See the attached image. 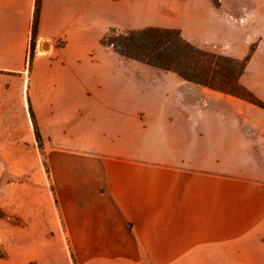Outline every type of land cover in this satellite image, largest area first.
<instances>
[{
    "label": "crops",
    "instance_id": "0c3cea01",
    "mask_svg": "<svg viewBox=\"0 0 264 264\" xmlns=\"http://www.w3.org/2000/svg\"><path fill=\"white\" fill-rule=\"evenodd\" d=\"M111 3L42 0L30 63L35 0H0V159L43 155L55 198L25 200L27 212L2 209L26 220L28 234H69L75 253L96 243L99 258L118 263L175 264L257 229L264 183L191 167L207 157L195 145L205 108L181 102L197 88L143 72L132 101L130 61L90 53ZM155 78L173 82L178 101L158 100L146 86Z\"/></svg>",
    "mask_w": 264,
    "mask_h": 264
},
{
    "label": "rangeland",
    "instance_id": "374dc122",
    "mask_svg": "<svg viewBox=\"0 0 264 264\" xmlns=\"http://www.w3.org/2000/svg\"><path fill=\"white\" fill-rule=\"evenodd\" d=\"M107 1L114 3L115 14H99L98 29L88 38L93 50L90 53L130 61L132 101L139 97L138 77L143 72L150 76L171 72L197 88L193 93L185 88L181 102L205 108V124L195 133V138L202 140L195 145L207 157L195 161L201 166L191 167L264 183V0H99V3ZM149 26L180 29L185 40L220 56L222 63L227 58H248L238 83L249 99L188 81L148 60L122 55L110 43L118 42V37L130 30ZM169 83L173 82L155 78L146 86L158 100L176 102L178 98ZM46 164L43 155L0 159V264H131L99 258L96 243L90 244L91 249L80 247L75 253L72 244L75 241H71L69 234H28L30 224L26 220L2 209L6 206L12 211H31L33 208L26 206L25 200L54 204ZM135 264L153 263L144 260ZM175 264H264V223L242 237L199 246Z\"/></svg>",
    "mask_w": 264,
    "mask_h": 264
},
{
    "label": "trees",
    "instance_id": "16d2710c",
    "mask_svg": "<svg viewBox=\"0 0 264 264\" xmlns=\"http://www.w3.org/2000/svg\"><path fill=\"white\" fill-rule=\"evenodd\" d=\"M41 5L42 0H35L30 40V63L36 51ZM110 43L122 55L148 60L166 70L177 72L188 81L249 99L248 93L238 83L248 58L244 60L227 58L222 63L220 56L202 51L185 40L178 28L149 26L139 30H130L126 35L118 37V42L111 41ZM30 112L37 144L41 153L44 154L42 136L31 108ZM46 171L49 176L47 164ZM30 264L36 263L31 262Z\"/></svg>",
    "mask_w": 264,
    "mask_h": 264
},
{
    "label": "water",
    "instance_id": "95a60500",
    "mask_svg": "<svg viewBox=\"0 0 264 264\" xmlns=\"http://www.w3.org/2000/svg\"><path fill=\"white\" fill-rule=\"evenodd\" d=\"M0 186H1V180H0Z\"/></svg>",
    "mask_w": 264,
    "mask_h": 264
}]
</instances>
